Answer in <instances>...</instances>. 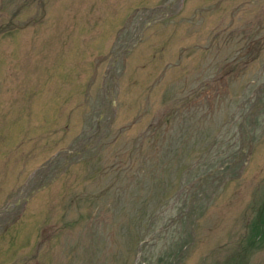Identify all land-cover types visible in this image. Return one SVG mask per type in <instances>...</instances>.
I'll return each mask as SVG.
<instances>
[{
	"label": "rangeland",
	"instance_id": "rangeland-1",
	"mask_svg": "<svg viewBox=\"0 0 264 264\" xmlns=\"http://www.w3.org/2000/svg\"><path fill=\"white\" fill-rule=\"evenodd\" d=\"M0 264H264V0H0Z\"/></svg>",
	"mask_w": 264,
	"mask_h": 264
}]
</instances>
